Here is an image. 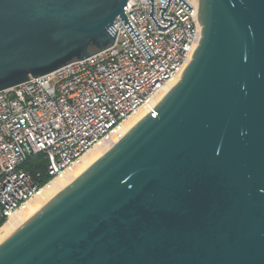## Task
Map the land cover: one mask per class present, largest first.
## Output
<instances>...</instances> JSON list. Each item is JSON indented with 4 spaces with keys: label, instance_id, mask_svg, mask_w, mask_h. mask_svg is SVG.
Listing matches in <instances>:
<instances>
[{
    "label": "water",
    "instance_id": "95a60500",
    "mask_svg": "<svg viewBox=\"0 0 264 264\" xmlns=\"http://www.w3.org/2000/svg\"><path fill=\"white\" fill-rule=\"evenodd\" d=\"M128 2L0 0V91L113 45ZM198 4L199 46L157 113L2 243L0 264H264V0Z\"/></svg>",
    "mask_w": 264,
    "mask_h": 264
},
{
    "label": "built area",
    "instance_id": "2783aa9c",
    "mask_svg": "<svg viewBox=\"0 0 264 264\" xmlns=\"http://www.w3.org/2000/svg\"><path fill=\"white\" fill-rule=\"evenodd\" d=\"M129 0L113 45L83 60L0 91V221L40 195L89 149L179 79L199 46L198 5ZM44 154L50 181L22 165Z\"/></svg>",
    "mask_w": 264,
    "mask_h": 264
},
{
    "label": "bare ground",
    "instance_id": "6f19581e",
    "mask_svg": "<svg viewBox=\"0 0 264 264\" xmlns=\"http://www.w3.org/2000/svg\"><path fill=\"white\" fill-rule=\"evenodd\" d=\"M195 2L198 0H188ZM201 40V35H200ZM181 78V77H180ZM179 79L169 82L158 93V101H162L171 89L178 83ZM147 114L142 108L136 114L127 119L120 127L110 132L99 143L89 149L73 165L67 168L64 174L54 179L40 193V195L29 200L24 206L18 209L0 228V245L12 236L20 227L32 219L37 213L44 209L57 195L69 187L83 173L99 161L116 143H118L133 127H135Z\"/></svg>",
    "mask_w": 264,
    "mask_h": 264
},
{
    "label": "trees",
    "instance_id": "16d2710c",
    "mask_svg": "<svg viewBox=\"0 0 264 264\" xmlns=\"http://www.w3.org/2000/svg\"><path fill=\"white\" fill-rule=\"evenodd\" d=\"M47 160L44 154H37L29 158L23 165L22 168L32 176H36L38 173H42L41 185L44 186L50 181V178L46 172ZM6 223L3 219L0 221V228Z\"/></svg>",
    "mask_w": 264,
    "mask_h": 264
}]
</instances>
